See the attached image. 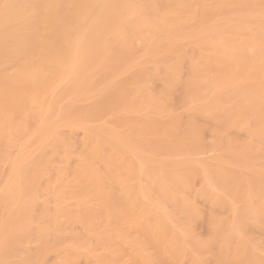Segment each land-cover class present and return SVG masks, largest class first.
Masks as SVG:
<instances>
[{
	"label": "bare ground",
	"instance_id": "1",
	"mask_svg": "<svg viewBox=\"0 0 264 264\" xmlns=\"http://www.w3.org/2000/svg\"><path fill=\"white\" fill-rule=\"evenodd\" d=\"M0 264H264V0H0Z\"/></svg>",
	"mask_w": 264,
	"mask_h": 264
}]
</instances>
